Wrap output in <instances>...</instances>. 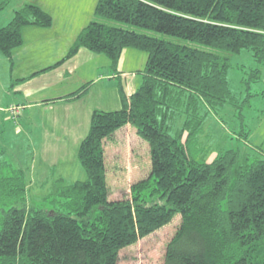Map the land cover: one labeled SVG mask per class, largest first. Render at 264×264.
Listing matches in <instances>:
<instances>
[{
  "label": "trees",
  "instance_id": "obj_1",
  "mask_svg": "<svg viewBox=\"0 0 264 264\" xmlns=\"http://www.w3.org/2000/svg\"><path fill=\"white\" fill-rule=\"evenodd\" d=\"M53 23L43 7L25 4L0 28V51L13 62L24 27ZM81 49L104 55L114 71L125 49L146 52L142 84L132 94L119 86L121 109L93 111L78 151L86 179L55 182L41 207L26 206L24 173L3 175L0 160V194L21 204L0 216V264H118L123 249L178 215L164 264H264V151L251 158L229 150L210 162L194 155L208 113L237 107L232 57L251 51L259 64L247 89L261 78L264 0H98L66 55L31 77ZM93 84L60 99H81ZM128 124L149 143L151 172L130 195L110 200L105 141Z\"/></svg>",
  "mask_w": 264,
  "mask_h": 264
},
{
  "label": "rangeland",
  "instance_id": "obj_2",
  "mask_svg": "<svg viewBox=\"0 0 264 264\" xmlns=\"http://www.w3.org/2000/svg\"><path fill=\"white\" fill-rule=\"evenodd\" d=\"M158 35L172 38L164 34ZM133 52L138 54L135 65L140 68V65H143L142 56L148 60V54L138 50ZM103 61L107 63V60L101 57L100 65L95 69L92 63L84 64L79 71L73 72L66 79L64 89H76L80 79L96 75ZM258 66L251 51L244 50L232 57L228 79L237 99V107L228 103L218 113H208L196 143L195 157L210 162L229 150L239 151L241 157H261L258 150L264 151V66L261 78L254 81L249 89L244 82ZM100 75H107L106 67L102 68ZM36 80L37 78L32 82L26 80L11 84L8 74H4L0 67V102L3 94L5 98L4 104H0V160L5 162L6 166L3 175H7L11 168L22 170L28 186L26 206L38 208L43 205L44 198L52 192L55 182L63 179L65 184H72L77 180L86 179V173L78 160V151L89 130L84 134L86 136H81L77 141L73 140L74 143L69 141L71 130L67 129L68 127L57 136L54 134L52 138L46 137L45 131L42 128L35 129L36 124L30 120L31 113L37 110L40 114L42 108H26L24 113L25 108L21 106L12 104L10 108L7 107L11 103V97L23 101L21 96L40 89ZM35 87L39 88L35 90ZM18 89L20 92H16ZM26 101L31 102L27 99ZM104 109L113 111L121 108ZM39 121L42 125L44 118H39ZM178 126L181 124L178 123ZM82 134L80 130L78 137ZM75 136L71 137L76 139ZM105 152L110 200L130 195L131 186L147 178L151 172L149 143L143 140L130 124L117 130L105 141ZM15 201L3 198L0 194V216L5 208L21 205ZM180 222L181 216L178 215L170 224L123 249L118 264H164L167 245Z\"/></svg>",
  "mask_w": 264,
  "mask_h": 264
},
{
  "label": "crops",
  "instance_id": "obj_3",
  "mask_svg": "<svg viewBox=\"0 0 264 264\" xmlns=\"http://www.w3.org/2000/svg\"><path fill=\"white\" fill-rule=\"evenodd\" d=\"M2 1L0 0V4ZM97 2L98 0H12L3 11H0V28L9 23L15 11L27 3L40 5L53 16L54 23L50 28L24 27L22 31L24 42L22 46L14 50L13 62H10L0 51V67L4 74H8L11 84L22 81V79L32 82L37 78L36 85L40 87L38 90L39 87H35L37 90H34L35 92L21 96L23 101L11 97L9 100L11 103L7 107L10 108L13 106L12 104L21 106L25 108L24 113H26V108H42L40 114L37 110L32 112L30 120L36 124L35 129L42 128L45 131L46 137L52 138L54 134L57 136L68 127L67 129L72 132L69 133V141L74 143L89 130L91 114L94 110L122 108V101L119 97L120 85L128 94H132L138 88L137 86L140 87L142 84L143 77L140 71L144 69L143 66L146 65L147 59L142 56L143 65H140V68L135 65L138 54L133 52L134 49L124 50L117 71L111 68L108 58L104 55L81 49L76 56L63 65L31 77L34 73L56 64L66 55L79 33L93 20ZM101 57H104L107 63L103 61L96 75L80 79L76 89L71 87L64 89L66 88V79L73 72L76 73L84 64L88 63L94 64V69L97 68L100 65ZM103 67H106L107 74L104 77L100 75ZM92 81L94 84L81 99L74 101L60 99ZM16 92H20V90L18 89ZM100 98L105 101H101ZM26 99L31 102L29 103ZM55 99L58 100L53 101ZM3 100H5L4 94L0 104H4ZM56 108L58 110H55ZM88 108H90L89 111ZM39 118H44L42 125ZM80 130L83 134L78 137ZM72 135H76V139H73Z\"/></svg>",
  "mask_w": 264,
  "mask_h": 264
}]
</instances>
